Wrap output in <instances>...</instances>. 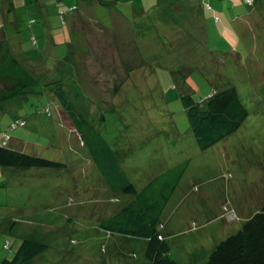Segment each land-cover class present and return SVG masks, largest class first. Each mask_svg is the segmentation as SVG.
Here are the masks:
<instances>
[{"label":"rangeland","instance_id":"obj_1","mask_svg":"<svg viewBox=\"0 0 264 264\" xmlns=\"http://www.w3.org/2000/svg\"><path fill=\"white\" fill-rule=\"evenodd\" d=\"M232 2L202 1L207 36L199 25L185 23V17L179 21L183 13L173 10L174 22L165 21L172 25L173 37L142 38L139 49L135 39L125 45L111 34L88 40L55 73L42 60L19 54L40 83L26 93L24 103L0 111V136L9 129L10 135L28 141L29 151L67 166L0 165V261L12 258L24 238L48 244L28 264L144 260L145 239L100 225L129 199L107 186L58 97L53 95L52 103L39 93L52 95L56 81L109 142L137 188L188 160L161 217L172 255L184 264H204L212 248L256 212L264 201V0L248 1L253 7L240 0V13L253 10L254 15L240 19L238 27L234 21L226 24L221 12L224 3ZM32 5H20L22 18L34 10ZM232 14L236 19L234 11L229 19ZM190 33L200 37L191 38ZM66 41L64 52L71 47ZM27 50L32 57L35 49ZM55 58L47 59L49 67ZM213 86H235L249 115L233 134L201 150L181 96L200 100ZM48 105L51 116L45 110ZM12 116L25 117L27 124L10 128Z\"/></svg>","mask_w":264,"mask_h":264},{"label":"trees","instance_id":"obj_2","mask_svg":"<svg viewBox=\"0 0 264 264\" xmlns=\"http://www.w3.org/2000/svg\"><path fill=\"white\" fill-rule=\"evenodd\" d=\"M100 1L106 4L113 2ZM243 1L248 4L247 0ZM64 11L66 12V10L60 12L61 17H64ZM31 42L33 47H37L36 36L31 37ZM49 64L50 62L46 63L47 67ZM55 66L54 61L49 67L53 73L56 72ZM0 81V111H2L3 105L9 99L23 98V96L28 98L26 93L31 91L35 83H40V78L32 74L17 55L5 50L4 43L0 41ZM52 92L60 100L64 113L72 123L71 126L85 146L90 149L107 186L114 194H122L129 199L119 211L100 222L101 227L110 232L145 239L144 260L127 264H184L172 255L171 242L163 230L161 217L165 205L188 166V160L153 177L142 189H139L120 168L118 154L109 142L66 96L62 82L56 81ZM39 93L46 95L52 103H55L52 100L53 96L48 95V92ZM181 100L201 150L233 134L249 115L235 86L222 89L213 86L211 92L203 99L197 100L190 94H183ZM45 110L49 116L52 115L51 106L48 105ZM26 124L27 119L21 117L13 119L9 127L16 129ZM11 139L9 129H5L0 136L1 166L58 169L67 166L65 162L39 156L34 151H29L27 147L11 145ZM159 182L162 183L156 188ZM47 248L48 244L40 239L24 238L13 257L4 258L0 264H28ZM204 264H264V201L236 232L229 234L212 248Z\"/></svg>","mask_w":264,"mask_h":264},{"label":"crops","instance_id":"obj_3","mask_svg":"<svg viewBox=\"0 0 264 264\" xmlns=\"http://www.w3.org/2000/svg\"><path fill=\"white\" fill-rule=\"evenodd\" d=\"M202 1L111 0L109 2L112 3L106 4L100 0H0V41L4 43L5 50L10 53L17 56L23 55L31 60H42L44 64L48 62L47 59L50 56H56L54 59L56 71L61 63L68 61L70 55L78 54L79 50L82 51L87 46L88 40L101 39L108 34L118 37L123 42L126 41L125 45L127 40L133 38L137 42L138 49L142 38L161 40L173 37L172 25L165 24V21H173L174 11L183 13L178 18L185 17V23L199 25L202 35L207 36L205 25L207 18ZM32 3L34 10L28 11V15H32L22 18L24 14L19 13L18 8L22 4L28 7ZM230 4L224 3L221 10L226 24L234 21L233 26L238 27L240 19L246 20L254 15L253 10L240 13V0H233ZM246 5L253 7V5ZM62 10H66L64 17L60 16ZM230 11L237 13L236 19L233 18V14L229 19ZM217 19L220 21L221 17ZM179 21L183 22L181 18ZM35 36L38 42L37 47H33L32 42L30 43L31 37L35 38ZM190 36L191 38L200 37L198 34L191 33ZM64 39H67L66 46H71L65 52L62 50ZM27 49H35L32 57L27 55L29 54ZM22 99L27 98L9 99L3 105L2 112H10V106L24 103ZM16 118L15 116L9 118V123ZM27 142L23 138L14 136L11 139V145L17 147L26 148Z\"/></svg>","mask_w":264,"mask_h":264},{"label":"built area","instance_id":"obj_4","mask_svg":"<svg viewBox=\"0 0 264 264\" xmlns=\"http://www.w3.org/2000/svg\"><path fill=\"white\" fill-rule=\"evenodd\" d=\"M248 1H250V0H248ZM248 1H247V2H248ZM248 3H249V2H248ZM22 124H24V122H22Z\"/></svg>","mask_w":264,"mask_h":264}]
</instances>
